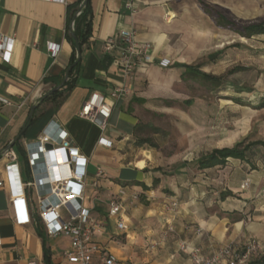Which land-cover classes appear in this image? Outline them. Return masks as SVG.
Listing matches in <instances>:
<instances>
[{"label": "crops", "instance_id": "obj_1", "mask_svg": "<svg viewBox=\"0 0 264 264\" xmlns=\"http://www.w3.org/2000/svg\"><path fill=\"white\" fill-rule=\"evenodd\" d=\"M79 1L0 0V36L13 40L9 59L0 55V99L10 101L0 102V264H78L62 256L68 239L48 237L35 221L37 197L47 191L36 147L45 132L53 142L61 131L66 133L89 159L84 204L103 223L93 236L98 247L94 261L104 253L121 264H191L189 255L179 249L180 243L187 249L198 247L201 255L208 257L229 243H245L253 236L264 238L260 192L264 168L258 173H244L240 167L247 162L235 158H228L223 166H197V160L213 149L233 146L237 135L230 136L231 144L196 149L190 128H182L188 139L184 148L167 157L155 148L153 138L156 114L171 113L176 104L193 103L190 84L199 78L187 74L185 65H200L201 71L214 74L205 68L223 61L225 51H241L242 46L247 51H264V33L245 38L217 27L200 1L237 24H249L264 21V0H90V33L80 47V63L71 75L72 88L56 99L37 104L36 118L27 124L31 105L65 75L73 52L68 35ZM122 29L133 30L138 42L149 43L153 57L152 62L138 65L129 78L121 74L117 52L103 51L104 40ZM241 39L262 43L246 47ZM48 42L57 45L55 56L48 52ZM214 52L220 54L215 61H208L207 56ZM163 59L170 63L160 64ZM261 62L258 69L264 60ZM243 67L234 73L249 68ZM260 77L252 97L261 96L264 102V73ZM226 80L218 88L228 83ZM229 84L237 94L233 100L242 102L239 94L249 89L239 82ZM120 85L127 87L128 94L117 99L112 93ZM240 88L243 90L237 92ZM92 92L103 94L112 106L103 132L80 116ZM23 128L11 150L16 154L18 176L25 190L30 218L25 224L20 223L25 215L23 205L14 204L10 198L13 178L4 155L5 147ZM100 138L110 145L100 143ZM185 152L195 155L181 154ZM230 164L237 166L224 177V169ZM98 169L103 174L98 186L93 187ZM133 194L138 195L137 200L132 199ZM112 199L123 204L124 229H118L115 219L107 215ZM173 199L178 206L171 212L166 207Z\"/></svg>", "mask_w": 264, "mask_h": 264}, {"label": "built area", "instance_id": "obj_2", "mask_svg": "<svg viewBox=\"0 0 264 264\" xmlns=\"http://www.w3.org/2000/svg\"><path fill=\"white\" fill-rule=\"evenodd\" d=\"M12 42V38L0 36V55L5 60L9 59ZM47 50L52 56H55L57 45L48 42ZM103 51L107 54L117 52L116 60L121 74L125 78L133 76L136 68L141 63L153 61L150 44L138 42L133 30L122 29L107 37L104 40ZM169 63L168 59L160 61L162 65H168ZM126 94H128L127 87L120 85L114 89L112 96L118 99ZM0 102L10 103L6 99H0ZM111 112L112 106L106 97L101 93L92 92L83 103L80 116L94 123L103 132ZM52 140L51 135L45 132L36 141L45 174L47 191L37 197L35 221L42 225L48 237H66L68 239V247L62 251L63 258L68 262L78 264H121L112 256L104 253L100 254L98 261L93 260V255L98 252V247L93 243V236L101 229L103 223L102 219L92 215L90 209L84 204L86 200L85 180L89 163L88 157L62 131L58 140L55 142ZM99 142L110 145V142L104 138H100ZM46 144H51L52 147L49 149ZM4 155L8 160L6 168L13 178V189L10 198L14 204L23 205L25 215L20 223L25 224L29 222L30 218L25 207L24 185L20 182L18 176L16 154L10 148L4 151ZM102 174V170L98 169L95 179L91 183L93 187L98 186ZM1 185L2 182L0 181ZM132 199L137 200L138 195L133 194ZM177 206L178 201L173 199L166 208L174 212ZM123 208V204L117 199H112L108 205L107 215L115 219L118 229L125 228L122 217ZM179 249L189 255L191 264H245L251 253L261 250L262 246L252 241L243 253L235 254L233 246L227 244L208 257L201 255L198 247L187 249L184 243L179 244Z\"/></svg>", "mask_w": 264, "mask_h": 264}, {"label": "rangeland", "instance_id": "obj_3", "mask_svg": "<svg viewBox=\"0 0 264 264\" xmlns=\"http://www.w3.org/2000/svg\"><path fill=\"white\" fill-rule=\"evenodd\" d=\"M240 43L246 47L249 44L257 46L262 43V40L241 39ZM244 48L242 46L241 51H225L223 61L205 69L219 74L225 73L233 65H240L249 67L247 70L228 76L226 80L228 83L218 89L211 88L199 79H192L190 96L193 103L190 106L176 104V109H172L171 113H159L154 116L157 131H153V138L157 143L155 148L160 151L162 156H172L177 154V149L184 148L188 139L182 134V128H190L191 139L196 144V149H210L225 143L231 144L243 138H247V141H264V106L259 107L262 97H252L256 89L254 84L260 80V74L264 73V64L260 69L257 68L258 64H262L261 61L264 60V51L258 49L259 47L256 48L257 51H247ZM231 81L239 82L249 89V91L239 94L242 99L240 103L233 100L237 94L229 84ZM231 135H237L232 142L229 139ZM181 154L193 157L195 152ZM250 157L251 162L247 165L242 163L240 169L244 173H249L252 170L257 173L261 172L264 168V147H255ZM236 166L228 165L224 169V177L231 175ZM193 168H195L194 165ZM245 181L249 183L250 179L247 177ZM260 192L263 196L262 202H264V180L261 183ZM252 241L262 246L261 250H256L249 256V258H254L264 253V238L253 236L248 238L245 243L235 244L232 242L229 244L235 249V254H241Z\"/></svg>", "mask_w": 264, "mask_h": 264}, {"label": "trees", "instance_id": "obj_4", "mask_svg": "<svg viewBox=\"0 0 264 264\" xmlns=\"http://www.w3.org/2000/svg\"><path fill=\"white\" fill-rule=\"evenodd\" d=\"M85 3L84 6L80 9V12L78 15L75 16L73 20L72 25V32L75 35V37L78 40L79 46L87 40L89 33H90V27H91V6H90V0H80L78 8L75 10L72 17L75 15L77 10L79 9L80 5L82 3ZM201 8L210 15V17L214 20L215 25L220 28L228 29L231 31H234L238 33L240 36L245 38H250L253 35L262 34L264 33V21L259 22H253L249 24H237L229 19H227L224 15H222L219 12H214V9L210 6L206 5L203 1H200ZM69 39L72 42L73 45V52L71 54V57L69 59L68 66H70L76 59V49L73 42V39L71 35H68ZM220 52H214L207 56L208 61H215V59L218 57ZM80 63V60L70 69L69 76L63 86L57 90L56 92H53L50 95H47L43 98L42 101L47 100H53L56 99V97H59L66 93L68 90H70L73 86V82L71 79V75L76 71L78 68V65ZM67 66V67H68ZM186 67V73L192 75L193 77H197L201 79L202 81L210 83V85L213 88H218L223 84L227 78L228 75L243 70L244 67L237 65L234 67H231L228 69L225 73L221 75H214L211 73H206L204 71H201L199 69L200 65L197 67L185 65ZM243 89H238L237 92H241ZM43 97V96H42ZM264 102H261L259 104V107H263ZM35 112L33 113L32 118H30L27 121V124L32 123L35 120ZM255 147H264V141L263 140H253V141H247V138H243L240 141H237L233 146L231 147H222V148H216L207 153L206 155L200 157L197 160V166L200 169L203 168H211L214 166H223L226 164L228 158H235L239 159L244 162H249L250 155L252 154V151ZM156 183V180L154 181ZM143 188H146V186L143 183H138ZM230 194V193H227ZM225 195H221L223 198ZM245 264H264V253L260 254L257 257L249 258Z\"/></svg>", "mask_w": 264, "mask_h": 264}, {"label": "water", "instance_id": "obj_5", "mask_svg": "<svg viewBox=\"0 0 264 264\" xmlns=\"http://www.w3.org/2000/svg\"><path fill=\"white\" fill-rule=\"evenodd\" d=\"M84 2L80 5V7H79V9L77 10V12L75 13V15L73 16V20H74V18H75V16L80 12V9L82 8V6H84ZM70 34H71V37H72V39H73V42H74V45H75V49H76V59H75V61L70 65V66H68L67 67V69H66V71H65V75H64V77H63V79H62V81L58 84V85H56V86H54L53 88H51L49 91H47L44 95H43V97H41L40 99H39V101L37 102V103H34L33 105H31V107H30V110H29V114H28V120L30 119V118H32V115H33V112H34V109H35V107H36V105L37 104H39L42 100H43V98L45 97V96H47V95H50V94H52L53 92H56L64 83H65V81L67 80V78H68V76H69V71H70V69L80 60V57H81V49H80V46H79V43H78V40H77V38L75 37V35L73 34V32H72V28H71V31H70ZM23 130H24V128L16 135V137L5 147V150L6 149H10L11 147H12V145L14 144V142L18 139V137L21 135V133L23 132ZM46 147L47 148H51L52 147V145L51 144H46ZM1 153V152H0Z\"/></svg>", "mask_w": 264, "mask_h": 264}]
</instances>
